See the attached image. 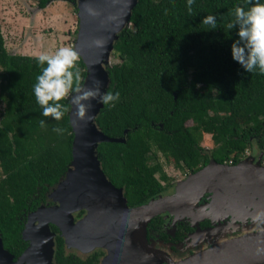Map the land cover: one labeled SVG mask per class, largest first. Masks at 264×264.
Wrapping results in <instances>:
<instances>
[{"label": "trees", "instance_id": "16d2710c", "mask_svg": "<svg viewBox=\"0 0 264 264\" xmlns=\"http://www.w3.org/2000/svg\"><path fill=\"white\" fill-rule=\"evenodd\" d=\"M55 1L77 12L76 0H36L39 9ZM238 3L244 0H194L189 13L185 0H138L130 26L118 34L111 53L119 62L106 70L107 90H119L120 99L103 105L96 123L108 137L126 134V141L100 143L97 153L128 207L167 191L158 154L189 173L210 159L236 165L249 151L264 162V74L245 72L230 55L236 29L226 25ZM208 13L217 16L215 29L200 23ZM35 57L9 53L0 30V235L14 258L28 246L22 238L28 214L46 204L72 159L69 100L61 101L67 109L61 120L41 116L32 92L41 70ZM77 66L83 84L81 59ZM40 119L48 121L46 127ZM57 124L63 135L52 131ZM203 134L210 135L211 149L200 146ZM161 224L159 216L152 218L148 235L160 233ZM51 230L58 232L53 225ZM54 241L53 264H99L104 255L96 249L80 256L66 249L61 236Z\"/></svg>", "mask_w": 264, "mask_h": 264}, {"label": "water", "instance_id": "95a60500", "mask_svg": "<svg viewBox=\"0 0 264 264\" xmlns=\"http://www.w3.org/2000/svg\"><path fill=\"white\" fill-rule=\"evenodd\" d=\"M138 0H76L79 21L74 48L82 60L90 86L92 77L107 90L110 79L106 70L118 34L130 26ZM89 9L92 11L90 12ZM95 41H100L99 44ZM69 123L73 133L72 159L62 178L49 193L54 205H41L28 214L22 238L27 248L17 257L4 248L0 235V264H53L55 226L67 250L90 254L105 251L99 264H264V218L253 220L264 209V165L261 155L249 156L236 165L210 159L198 171L178 182L170 196H158L138 208H130L122 188L114 187L104 173L97 148L103 142L126 141L105 135L96 123L103 104L91 100V107L77 120L69 101ZM209 192L212 220L245 221L261 224L255 231L222 239L208 249L184 260L173 262L148 242L147 226L152 218L167 212L184 200L193 206ZM191 196V197H190ZM84 211L82 218L74 215ZM220 228H225L220 226ZM236 231L235 226H233Z\"/></svg>", "mask_w": 264, "mask_h": 264}, {"label": "clouds", "instance_id": "9594fccd", "mask_svg": "<svg viewBox=\"0 0 264 264\" xmlns=\"http://www.w3.org/2000/svg\"><path fill=\"white\" fill-rule=\"evenodd\" d=\"M193 4L194 0H185L189 13L193 11ZM230 16L226 27L228 30L236 29V38L229 46L231 58L249 74H264V0H244L243 4L238 3L231 9ZM217 22L213 13L204 15L200 20L208 29H215ZM79 59L78 52L71 45L58 46L36 55L35 61L41 70L35 77L32 92L36 103L41 106L42 117L61 120L67 110L66 104L61 101L69 100L76 109L77 120L73 124L77 125L91 107V100L112 107L120 99L119 90L101 91V82L95 77H92L90 86L82 84L83 78L77 66ZM47 123L45 119L39 120L41 127H46ZM52 131L63 135L65 128L57 124ZM261 163L264 165V162ZM262 218L264 209L257 210L252 217L257 221Z\"/></svg>", "mask_w": 264, "mask_h": 264}, {"label": "rangeland", "instance_id": "374dc122", "mask_svg": "<svg viewBox=\"0 0 264 264\" xmlns=\"http://www.w3.org/2000/svg\"><path fill=\"white\" fill-rule=\"evenodd\" d=\"M78 25L77 12L73 11L72 5L63 1H55L45 9H39L36 0H0V30L6 49L11 54L36 56L41 51H51L62 45L74 47ZM118 62L119 59L111 53L108 66ZM190 124L188 122V125ZM200 146L207 149L214 146L209 134L202 135ZM157 156L170 184L183 180L188 174L185 170L174 167L172 161H165L160 154ZM249 156L256 157L255 154H251V151L245 158ZM248 220L251 219H247L248 223L245 227V221L230 220L222 225L225 228L218 227V232L207 237L209 240L215 238V241H220L255 231L261 225L259 223L251 225L252 222ZM212 222L222 223L223 220H212ZM233 226L236 231H233ZM195 236L197 235L193 237ZM209 240L205 245L211 243Z\"/></svg>", "mask_w": 264, "mask_h": 264}, {"label": "flooded vegetation", "instance_id": "af4514ba", "mask_svg": "<svg viewBox=\"0 0 264 264\" xmlns=\"http://www.w3.org/2000/svg\"><path fill=\"white\" fill-rule=\"evenodd\" d=\"M187 173L188 174L186 177L191 174L189 172ZM186 177L183 180H185ZM181 181H177L175 184H170L167 191L164 194L158 196L173 195L176 191L177 183ZM53 189L54 187L49 189L48 196ZM47 200L46 206L55 204L53 201H51V199H49V197H47ZM211 200L212 199L210 198L209 192H207L203 194L200 199L195 204H193V206H190V198L187 200V202L184 200L182 203L176 204L175 207H173L175 212L173 216H169L167 212L157 215V217L159 216L161 218L162 224L159 230L164 237L160 236L159 231L157 232L155 230H150L149 235L147 233L148 242L155 248L160 249L173 262L184 260L197 252L208 249L211 245L218 241H215V238L209 240L207 236H210V234H215L219 231L218 227L231 220L229 217L224 219L222 223L214 224L212 222V217H214L213 212L207 206L211 203ZM83 215L84 213H81V216H78V213H76L74 218L75 220H78L82 218ZM206 221H208V224H206ZM54 234V239H56L57 236H60L59 232H54ZM195 234L197 236L193 237ZM196 237H198V239H196ZM208 240L211 243L209 245H205ZM74 251L80 256L88 255L81 254L76 250Z\"/></svg>", "mask_w": 264, "mask_h": 264}]
</instances>
